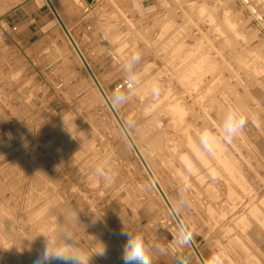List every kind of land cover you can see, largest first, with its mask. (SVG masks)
<instances>
[{
  "label": "rangeland",
  "instance_id": "1",
  "mask_svg": "<svg viewBox=\"0 0 264 264\" xmlns=\"http://www.w3.org/2000/svg\"><path fill=\"white\" fill-rule=\"evenodd\" d=\"M126 1L90 16L85 46L64 25L208 263L215 248L223 264H264V0ZM120 8L135 16L107 14ZM59 23L45 0H0V264H34L66 231L84 264H123V223L153 264H198ZM230 109L246 124L228 141Z\"/></svg>",
  "mask_w": 264,
  "mask_h": 264
},
{
  "label": "bare ground",
  "instance_id": "2",
  "mask_svg": "<svg viewBox=\"0 0 264 264\" xmlns=\"http://www.w3.org/2000/svg\"><path fill=\"white\" fill-rule=\"evenodd\" d=\"M45 2H46V4L48 5V7L50 8V10H51V12L53 13L54 17L58 20V22H60V23H59L60 26H62L61 22H62L63 25H64V22H63V20H62L60 14H59V11H58L57 8L55 7L53 1H52V0H49L51 6H53V8L55 9V11H56L58 17L56 16L55 12L53 11V9L51 8V6L49 5L48 0H45ZM64 27L66 28V30H67V32L69 33L70 37L67 35V32L65 31V29L63 28V26H62L61 28H63L64 33H66V35H67L66 37L69 38V39H68V40H70L69 43H70V45H71L73 51H74V52L76 53V55L78 56V59H79V61H80V64H81L82 67L84 68L85 72L87 73L88 77H89L90 80H91L92 85L95 87V89L97 90V92H98V94L100 95V97H102V99H103L104 103L106 104V106H107L109 112L111 113V115H112L114 121L117 123V125H118V127H119V129H120V131H121V133H122V136H124V139L127 140L128 145L130 146V148L132 149V151H134V154H135V156L137 157V159H138V161H139V164L142 166L143 170H144L145 173L147 174V176H148V178H149V180H150V182H151V184H152V186H153V188H154L156 194H157L158 197L160 198V201L163 203V205H164V207H165V209H166V212L169 214V218L171 219V220L169 219L170 222L172 221V223L175 225V227H176V228H175V231L177 230L178 234L180 235L181 242L183 241V243H185L186 246L190 249V251L192 252L193 256L195 257L197 263H198V264H202L201 261L199 260V258L197 257V255H196V253H195L193 247L191 246V243H190V241H189V238H190V240L193 242V244H194L195 247L197 248L198 252H199L200 255L202 256L203 260L205 261V264H209L208 261H207V259H206L205 256H204L203 252L201 251V249H200L198 243L196 242L195 238L193 237V235L191 234V232H190L189 229L187 228V226H186V224H185L183 218L180 216V214H179V212H178V209H177V204H174V203H173V200H172L171 196L169 195V193H168V191H167V189H166V186H164V184L162 183V181H161V179H160V176L157 175V171H158V170H156V169H155V166L153 167V165L151 164V162L148 160V158L146 157V154L144 153L143 149L140 147L139 142H137V140L135 139L134 135L131 133L129 127L127 126V124H126L125 121L122 119V117H121V115L119 114V112L117 111V108H116L115 104L113 103V101H112L111 98L109 97V95H108V93H107L105 87L103 86L102 81L99 79V77H98L97 73L95 72L93 66H92L91 63L89 62V59H88L87 56L83 53V51L81 50V48L79 47V45L75 42V40H74V38H73V36H72V34H71L70 29H68L65 25H64ZM77 49L79 50L80 54H79V52L77 51ZM83 59H84V61L86 62L87 67L90 69L91 73L93 74V76L95 77V79L97 80V82L99 83V85L101 86V88H102L104 94L106 95L107 99H108L109 102H110L111 107L113 108V110L115 111V113L117 114L118 117L114 114L113 110L110 108V106L108 105L107 101L105 100V97H104L103 93H102L101 90L97 87V85H96V83H95V80H94V78L92 77V75H91L89 69L86 67V65H85V63H84V61H83ZM129 115H130V114H129ZM131 117H132V116H131ZM133 117H134V116H133ZM119 120H120V121H119ZM120 123L122 124V126H121ZM154 124H155V123H154ZM147 125H149V124H147ZM147 125H146V126H147ZM170 125H171V124H170ZM170 125H169V126H170ZM169 126H168V127H169ZM148 127H149V126H148ZM151 127H152V126H151ZM161 127H162V126H161ZM212 127H213V126H212ZM215 127H216V126H215ZM143 128H144V127H143ZM188 129H189V128H188ZM217 130H218V128H217ZM167 131H168V130H167ZM220 131H221V130H220ZM142 132H143V130H142ZM147 132H148V131H147ZM143 133H145V132H143ZM142 136H143V135H142ZM207 136H208V134H207ZM223 136H224V134H223ZM144 137H145V136H144ZM146 138H147V136H146ZM208 138H209V140L211 139L212 143H213V140L216 141L215 144H217V145H215V146H218V141H217V139H216L214 136L209 135ZM144 139H145V138H144ZM160 139H161V137H160ZM160 139H159V140H160ZM146 140H147V139H146ZM167 141H168V140H167ZM142 142H143V141H142ZM210 144H211V143H210ZM220 145H221V144H220ZM176 146H180V145H176ZM218 147L220 148V146H218ZM153 148H154V147H153ZM220 149H221V148H220ZM220 149H219V150H220ZM222 149H223V148H222ZM222 149H221V150H222ZM222 152H223V150H222ZM225 152H227V150H226ZM158 153H159V152H158ZM160 154H161V153H160ZM158 155H159V154H157V156H158ZM221 155H222V154H221ZM224 155H225V153H224ZM159 157H160V155H159ZM225 157H226V156H225ZM229 159H230V158H229ZM234 159H235V158H234ZM154 160H155V159H154ZM174 160H175V159H174ZM225 160H226V159H225ZM232 160H233V159H232ZM177 161H178V160H177ZM233 162H234V161H233ZM237 162H239V161H237ZM235 163H236V162H235ZM160 166H161V168H163V170L167 168V165H166L165 163H164V165H163L162 162L160 163ZM147 167H148V169L150 170V172L148 171ZM170 170H171V169H170ZM170 170H169V171H170ZM189 171H190V169H189ZM165 172H166V170H165ZM169 173H170V172H169ZM172 174H173V173H172ZM151 175H152L153 177H151ZM175 177H176V176H175ZM152 178H154V180H155L156 183L158 184V187L160 188L161 191L159 190V188L157 187V184H155V182H154V180H153ZM173 178H174V176H173ZM169 185H170V184H169ZM176 190H177V189H176ZM184 193H185V192H184ZM173 210H174V212H175L174 214H173ZM175 214H176V216L178 217L180 224L183 225V227H184V229H185V231H186L188 237L184 234L183 230L181 229V227H180V225H179V223H178V221H177V219H176ZM229 222H230V221H229ZM249 222H250V221H249ZM209 228H210V227H209ZM218 233H219V232H218ZM214 234H215V233H214ZM226 235H227V234H226ZM206 238H208V235H206ZM178 239H179V238H178ZM237 240H238V239H237ZM208 241H209V239H208ZM208 241H207V243H208ZM211 241H212V240H211ZM181 242H180V243H181ZM240 242H241V241H240ZM247 242H248V240H247ZM183 243H182V244H183ZM216 243H217V242H216ZM211 245H212V244H211ZM222 245H223V244H222ZM212 246H213V245H212ZM214 246H216V245H214ZM222 247H223V246H222ZM212 250L214 251V252H213L214 254H220V255H221V258H222V260H223L222 254H221L220 252H218L217 249L215 250V248H212ZM253 256H254V254H253ZM223 262H224V261H223ZM243 263H244V262H243ZM224 264H226V263H224Z\"/></svg>",
  "mask_w": 264,
  "mask_h": 264
},
{
  "label": "clouds",
  "instance_id": "3",
  "mask_svg": "<svg viewBox=\"0 0 264 264\" xmlns=\"http://www.w3.org/2000/svg\"><path fill=\"white\" fill-rule=\"evenodd\" d=\"M138 59V56L132 57L133 62ZM245 124L246 120L239 111L228 110L222 122L224 138L230 141L233 136L243 130ZM210 143L209 139L205 138V147H209ZM121 235L126 237L125 243L122 246L121 259L123 264H153L151 255L152 249L139 230H132L123 223ZM159 251L163 252L164 249L161 247ZM97 255H106V250L103 248ZM80 257L81 252L76 240L73 238L70 231H66L63 236V243L56 247L55 250L51 251L46 244L44 249L34 260V264H52L53 261L59 262V264H84V261H82ZM210 264H223L221 255L214 254Z\"/></svg>",
  "mask_w": 264,
  "mask_h": 264
},
{
  "label": "crops",
  "instance_id": "4",
  "mask_svg": "<svg viewBox=\"0 0 264 264\" xmlns=\"http://www.w3.org/2000/svg\"><path fill=\"white\" fill-rule=\"evenodd\" d=\"M59 2L61 3V6H62L64 22L68 25V27H70L71 31H73L75 34L76 33L78 34V39L80 41V44H83L85 42V39L83 36L86 32L91 33V32L96 30V26H97L96 22H94L90 16L91 15L95 16L97 13L98 14H105L109 9V5H108L109 3L107 2V0H99L96 3V5L90 9L88 7L89 5H87L85 0H83V2H85L84 3L85 6L80 5L79 8L74 7L73 1H71V0H59ZM126 2H128V1L122 0V4L124 6H125ZM69 8L70 9L73 8V9H75V11H71ZM123 8H120V10H118V11H117V9L115 11H113L114 9L110 10V12H108L107 14H109V16L114 14L116 16H120V18L122 17V15L120 13L125 14L127 17H132L134 15L133 13H129L130 10L127 11L126 9H123ZM16 9H17L15 11L16 13H14V16H13L14 21H17L19 23H24L26 21H29L28 19L30 18V15L32 16V14H29L22 7H20V8L17 7ZM145 14L148 15V12H146ZM25 16H27V17H25ZM137 16L140 17L139 14H137ZM23 19H25V20H23ZM121 20H123V19L121 18ZM6 25H7L8 29L10 30V32H12V33L18 32V26L17 25L12 26L9 23H6ZM32 26H33V24H29V26H28V30L30 32L33 31ZM28 36L29 37H28V39H26V41L27 40L31 41L33 36H31V35H28ZM100 40H101V37H100ZM102 42L103 41L101 40L99 43L101 44ZM100 68H101V66H100Z\"/></svg>",
  "mask_w": 264,
  "mask_h": 264
},
{
  "label": "water",
  "instance_id": "5",
  "mask_svg": "<svg viewBox=\"0 0 264 264\" xmlns=\"http://www.w3.org/2000/svg\"><path fill=\"white\" fill-rule=\"evenodd\" d=\"M88 2H91L92 0H87ZM48 3H49V5L51 6V4H50V2H49V0H48ZM51 8L53 9V11L55 12V14H56V16L58 17V15H57V13H56V11H55V9L53 8V6H51ZM61 24H62V26H63V28L65 29V31L67 32V30H66V28L64 27V25H63V23L61 22ZM67 35L70 37V35H69V33L67 32ZM77 51L79 52V50L77 49ZM79 54H80V52H79ZM83 61H84V59H83ZM84 63H85V65H86V67H87V64H86V62L84 61ZM88 68V67H87ZM89 69V68H88ZM89 71H90V69H89ZM90 73H91V71H90ZM91 75H92V77L94 78V80H95V83H96V85H97V87L101 90V92L103 93V95H104V97H105V100L107 101V103H108V105L110 106V108L113 110V108L111 107V105H110V102H109V100L107 99V97H106V95L104 94V92H103V90H102V88H101V86L99 85V83L97 82V80L95 79V77L93 76V74L91 73ZM113 112H114V114L117 116V114L115 113V111L113 110ZM118 117V116H117ZM120 121V120H119ZM121 124V123H120ZM121 126H122V124H121ZM147 169H148V167H147ZM148 171L150 172V170L148 169ZM151 177H153L152 175H151ZM153 180H154V178H152ZM154 182H155V184H157L156 183V181L154 180ZM157 187H158V184H157ZM159 188V187H158ZM159 190H160V188H159ZM161 191V190H160ZM175 212H174V210H173V214H174ZM175 216H176V214H175ZM176 219H177V221H178V223H179V225H180V227H181V229L183 230V232H184V234L188 237V235H187V233H186V231H185V229H184V227H183V225L182 224H180V222H179V219H178V217L176 216ZM189 241H190V243H191V246L193 247V249H194V251H195V253H196V255H197V257L199 258V260L201 261V263L202 264H205V261L203 260V258H202V256L200 255V253L198 252V250H197V248L195 247V245L193 244V242L190 240V238H189Z\"/></svg>",
  "mask_w": 264,
  "mask_h": 264
}]
</instances>
